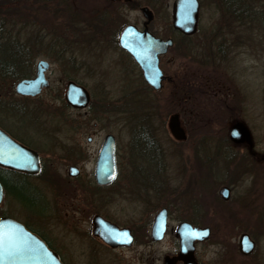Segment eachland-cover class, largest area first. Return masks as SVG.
I'll return each instance as SVG.
<instances>
[{"label":"flooded vegetation","instance_id":"flooded-vegetation-1","mask_svg":"<svg viewBox=\"0 0 264 264\" xmlns=\"http://www.w3.org/2000/svg\"><path fill=\"white\" fill-rule=\"evenodd\" d=\"M111 1H116L115 3L118 2L119 4L121 2H131V0ZM199 3L198 27L196 32L191 36H186L174 30L173 27L174 33L168 31L169 33L165 34V36L154 33L150 29V24L155 19L156 13L149 5L142 6L148 7L154 15L153 20L147 26L148 31L155 37L161 39L172 38L174 41L173 45L165 53L158 55L159 67L165 77L160 89H155L149 85L143 75V64L146 61L148 50L145 40L139 41L128 33L123 35L124 29L128 25L134 24L120 26L118 29L116 28L117 30H110L107 26L98 25L94 29L81 30L80 32L82 33L78 32L75 34L71 31L69 32L66 48L64 47L70 51V56L68 57L71 59L73 65L78 58L75 54L77 50H82L86 54L84 50L98 46L105 49L107 46H114L123 55L124 60L126 58L133 63L138 71L137 74L141 84L140 86L136 84L132 87L133 84L131 82H129V85H125L124 83L121 87L122 98L118 102L114 98L105 99L103 93H95L93 86L74 75H70L66 86L69 82H74L82 86L89 95V102L86 107L77 108L72 106L65 98L66 86L64 90L51 87L48 72L53 62L48 59L39 60L35 73L33 72L31 75L17 81L34 79L37 75L39 63L43 60L47 61L49 64L45 72L47 85L41 89L40 93L34 96L17 94L15 90L17 82L15 83L12 90L14 92L12 96L15 97V100H12L9 104L8 95H6L7 101L1 100L0 110L3 114L8 117V111L11 109L19 110V113L29 109L33 112L45 110L49 115L46 120H40V116L38 115L36 116L37 121H26L25 117L24 121L19 118L21 116L19 114L18 120H13L10 128L5 125V121L8 122L7 119L4 120L5 118L2 117L4 122L0 120V129L22 146L35 152L39 157V171L35 174H28L0 164V183L3 188L2 203L9 197L7 195L9 191L17 189L20 193L22 191L27 194L29 193L30 204L31 206H35V208L25 206V196L18 204L24 209L31 211L34 215L42 216L51 207L52 210L58 209L56 212L58 216L55 218L59 220L64 217L65 221L62 223V226L66 225V233L68 235L76 238L82 237L87 240L88 246L84 249V255L99 257L96 263L101 261V255L103 258L105 253L120 252L133 248L135 245L142 244L143 242L145 244L162 242L169 231V222L175 214L174 210L179 212L176 215L178 224L176 228H171L170 231L174 232L176 248L172 254L164 255L163 264H165L167 256L175 257L180 252V239L176 235V230L181 223L187 222L193 226L210 227L211 234L209 239L211 238L213 235L212 225L218 222L217 201L220 199L221 202H230L233 199V193L237 186L235 181L239 182L242 174L240 171H234L237 169L233 165L234 163H229V159L225 164L224 161L226 160L218 162L216 149L214 152H211L210 144H217L219 140L226 143L230 149V152H227L228 154L226 155L233 162H236L238 166H244L247 162V164H250V160L264 162V159H262L264 150L258 151L256 149L257 142L249 126L242 119L236 120L230 125L227 137L218 138L208 137L206 134L202 137L200 135L203 127L201 126L202 123L191 124L188 121H184L183 126L181 117L188 110H195L199 113L200 111H204L202 108H206V104H204L206 98L203 96L206 95L210 99V111L231 114L257 107H261V110L264 111V92L256 98H251L248 91L242 90L241 85H239L240 88L238 87L234 81V74L232 75V73L226 70L225 73L219 72L221 67L217 68V66L214 70L216 76L209 80L211 89L206 91L207 89L202 88L206 85L205 82L203 83L202 78V72L205 70L203 66L207 63L222 65L224 62L228 65V56L216 55L213 48L219 45L220 42L216 41L217 44H215V39L212 37V43L210 41L205 42L207 40L205 35L203 36L204 39L199 40L198 45L193 47V53L186 51V49L190 48L185 42H176L177 37L181 35L191 38L198 34L201 0H199ZM103 22H105L104 19ZM144 23L145 20L141 27L134 26L140 32H143L146 28ZM217 29L215 31H220L217 33V37L219 39L225 38L224 31L221 28L220 30ZM221 33L223 36H220ZM226 33H229L232 37L231 47L234 46L235 41L241 43L243 46L245 36L242 32L227 29ZM54 48H58V45ZM209 49H211L210 52ZM171 52H176L179 58L182 57L184 65L185 60L188 64L192 63L193 68L182 67L180 73L179 71L168 72L163 67V61ZM99 75H104V73L100 72ZM179 77H181L180 80ZM143 88L146 91H143ZM47 92L49 94H46ZM141 92L149 95L151 93H163L165 97L164 104L158 105L153 102H150V104L148 102L138 104L137 100L139 94H142ZM124 96L125 99H123ZM57 101H60L69 110L70 113L67 121L56 119L55 115L57 112L55 113V110L58 106L56 104ZM107 111L129 112L131 114L133 136L129 142L128 154L126 152L122 154L118 144V137L112 132H107L105 128ZM161 111L167 112L165 117L159 115ZM72 112H84L86 117L85 119L72 117ZM140 113L151 114L152 121H140L138 119ZM154 113H159L155 115V118L160 117L161 119L154 122V115H152ZM173 115H178L179 117L180 127L184 134L182 138L175 137L170 130L169 122ZM237 122H241L247 126L251 142L245 139L240 143H236L231 139V128ZM204 126L211 128L208 124ZM160 129L167 130L171 138L179 144L171 153L168 150L166 151L165 146L161 142L167 137L163 136V134L160 136ZM109 134H112L115 139L114 156L117 174L111 183L100 184L96 178L97 161L104 140ZM85 136L88 145L97 141L101 143L97 154H90L84 141ZM202 144L208 145V148L204 152L200 151ZM59 166H64L67 174H62L63 171L59 170ZM71 168H75V175L71 174ZM260 184L264 186V181L260 180L259 182L258 179L256 188ZM63 186L66 187V192L64 193L62 192ZM224 188L229 191L228 198H225L221 194V190ZM45 189H49L55 200L51 207ZM62 196L64 198L61 202ZM263 197L261 190L258 189L254 198H243L241 204L243 202L244 207L241 213V204L235 206L237 202L236 204L233 202L234 207L231 209L233 212H231V216L229 217L231 222L234 223V219L241 220L240 217H242V220H253V223L255 221L258 223L260 217L255 215L259 210V205L264 204V201L261 200ZM122 200H130L137 204L136 216L131 215L128 217V222L122 221L124 219L121 218L123 215L119 217L118 213L123 208L119 209L118 215L111 212V208L118 202L121 203ZM253 200L256 201L255 205H252ZM28 206L30 205L28 204ZM161 211H165L166 213V231L163 239L155 241L152 236V228L155 218ZM138 212H140L139 215ZM85 213H87L86 217L84 216ZM96 217H101L120 229H129L133 237L132 244L112 247L99 236L95 235L94 219ZM18 221L23 223L28 230L39 236L56 253L63 264H67L61 249L53 243L52 232L46 230L43 226L37 227L27 220ZM139 222L142 226L138 225ZM83 225L85 226L83 227ZM143 226V233L139 234V227L143 228ZM61 230L64 231V228ZM243 234H247L255 244L253 252L248 255L243 254L240 250V237ZM253 235V231L248 229L242 231L239 236L238 249L244 257L251 256L257 249L258 242ZM207 240L195 243V259L197 264H200L197 258V246L205 243ZM177 264H183V262L178 261Z\"/></svg>","mask_w":264,"mask_h":264},{"label":"rangeland","instance_id":"rangeland-1","mask_svg":"<svg viewBox=\"0 0 264 264\" xmlns=\"http://www.w3.org/2000/svg\"><path fill=\"white\" fill-rule=\"evenodd\" d=\"M24 1L25 0H0V46L4 42L10 41L15 42L14 44L17 45L22 44L25 49L27 48L25 52L29 53V55L26 56V59L28 60V67L31 68L32 73L36 72V65L39 60H51L53 63H51V69L48 75L51 87L53 88L64 90L68 77L74 75L78 79L93 86L95 88V93L99 94V92H101L104 94L105 99L114 98V100L118 102V100L122 98L121 87L124 83L125 85H129V82H131L133 84L132 87L136 84L140 86L141 82L138 78L136 67L128 59L125 58L124 60L123 55L114 46H109L110 48L107 46L106 49L100 46L92 47L91 49L84 50L86 54L82 50H77V52H75L78 57L76 59L77 63L75 62L73 65L71 59L68 57L70 56V51L65 49L69 37L65 25L71 15H64L63 19H61L62 24L57 26L56 11L60 10L65 14L66 10H71V7H74L76 10H82L84 13L91 16L98 10L99 14L97 15H105L107 17L109 14L110 17L113 18L111 27H109L110 30H113L127 24H134L141 27L145 18L140 8L144 5H149L156 13L155 19L150 24V29L156 34L165 36V34L171 32L170 29L172 30L173 4L175 0H131V2H121L120 4L111 0H32L34 3L37 1L35 4L37 7L36 10L30 12L29 15L23 13V9H25L26 5ZM27 4L31 6L33 3L28 2ZM216 28L219 30L221 28L224 31L225 38L219 39L217 37V33L220 31H215ZM227 29L239 30L244 34L245 41L243 46L241 43L235 41L236 43L231 47L232 37L229 33H226ZM204 35L207 37L205 42L210 41L212 43V38L215 39V44L220 42L219 45L213 48L214 52L216 55L228 56V65L225 62L222 65H215V63L213 65H211V63L205 64L203 66L205 70L202 72V78L203 83L205 82L206 85L202 88L207 89L206 91L211 89L209 80L216 76L214 70L217 66V68L221 67L219 72L225 73L227 71L232 73V75L234 74V81L237 83L238 87L241 85L243 88L242 90L248 91L251 98H256L263 94L264 0H242V2L241 0H201L199 32L189 39L180 38V42H185L190 48L186 49V51L193 53V47L198 45V41L201 40ZM220 36H223V34L221 33ZM55 42L57 43L55 44ZM56 45H58V48L55 49L54 47H56ZM210 51L211 49H209V52ZM163 67L170 73L175 71H179L180 73L182 67L192 69L193 64H188L185 60L184 65L183 58H179L176 52H171L164 59ZM100 72L104 73V75H99ZM224 73L223 75L225 76ZM180 78L181 77H179V79ZM13 79L14 76L10 75V77H5L0 82V104L1 100H8L6 99V95L9 96V104L12 100H15V97L12 96V93H14L12 90L14 89L15 83L20 78L16 81H13ZM142 90L146 91L145 88ZM141 93L142 94H139L137 100L139 104H144L145 102L149 104L153 102L158 105L164 104L165 97L163 93H151L150 95L143 92ZM46 94L49 93L47 92ZM203 97L206 98V100H204L206 108H202L204 111H200L199 113L195 110H188L186 114H184L185 117L183 115V118L181 117L183 126L184 121H188L191 124L202 123L203 125L201 124V126L203 127L200 132L202 137L206 134L208 137L224 138L228 136L230 125L236 120L242 119L249 126L257 142L256 149L258 151L264 150V111L261 110V107L250 108L242 112H233L231 114L214 112L210 111L209 96L206 95ZM123 99H125V96ZM56 104H58L55 110V113L57 112L55 115L56 119L67 121L70 113L69 110L64 107L60 101H57ZM19 114H21V116H19ZM128 114L130 113L107 111V117H105V128L107 132H112L118 137V144L122 154L129 152V142L133 136V131L131 129L132 118ZM158 114L159 113L152 114L154 115V122L161 119L160 117L157 119L155 118V115ZM166 114V111H161L159 115L165 117ZM38 115L40 116V120H46L49 114L45 110L33 112L26 109L22 113H19V110L11 109L8 111L7 117L0 110V120H3L2 117L5 118L4 120L7 119L8 122L5 121V125H7L8 128L12 126L13 120H18V116L21 120H24L25 117L26 121H37L36 116ZM150 115L151 114L148 115V113H140L138 119L143 122H150L152 121ZM71 116L76 118L80 117L81 119H85L86 117L84 112H72ZM4 120L2 122H4ZM206 124L211 128L204 126ZM162 134L167 138H164L161 142L165 146L166 151L168 150V152L171 153L179 144L171 138L167 130L164 131L160 129V136H162ZM84 141L86 143V136ZM218 143H215L216 147L215 144H210L209 146L211 152H214L216 149L217 161L221 162V160H226L224 161L225 164L229 159V163H234L233 165L237 169L234 171H240L244 176L240 174L243 179L241 178L239 182L235 181L237 186L233 193V199L230 202H221L220 199H218V222L212 225L213 235L211 238L205 243L197 246V258L200 264H264V204L259 205V210L255 215L260 217L258 223H256V221L253 223V220H242L240 216L242 221L234 219L233 223L229 219L231 212H233L231 210L232 207H234L233 202L235 204L237 202L235 206H239L243 198H254L258 189L261 190L264 196V186L260 184L256 188L258 179L259 182L260 180L264 181V162H254L250 160V164H247V162L244 166H238L236 162H233L230 157L228 158L226 155L228 154L227 152H230L228 145L220 140ZM100 144L99 141L89 145L86 143L91 155L93 153L97 154ZM207 148L208 145L202 144L200 151L204 152ZM231 152L234 153L232 150ZM58 168L63 171L62 174H67L64 166H59ZM49 189H45V192L51 207L55 200ZM62 192H66L65 186L62 188ZM63 198L62 196L61 202ZM261 200L264 201V197L261 198ZM255 204L256 201L253 200L252 205ZM243 207L244 203L242 202L240 205V213L243 212ZM51 208L42 216L34 215L31 211L20 206L17 201L8 197L7 200L0 205V217L2 215H9L18 220H27L37 227L43 226L46 230L52 232L53 243L61 249L67 264H163L164 255L169 253L172 254L175 251L176 238L174 232H171L170 229L176 228L178 224L176 215H178L179 212L176 210H174L175 214L169 222V231L162 242L153 244H145L143 242L142 244L135 245L133 248L120 252L105 253L103 258L101 255V261L96 263L99 257L84 255V249L88 246L87 240L82 237L76 238L68 235V233H66V225L62 226V223L65 221L64 217L57 220L55 217L58 216L56 214L58 209L52 210ZM136 208V203L130 200H122L121 203L118 202L111 208V212L117 214L120 209V213H118L119 217L123 215L121 217L124 218L122 221L128 222V217L131 215L136 216ZM139 214L140 212H138V215ZM86 215L87 213H85L84 216L86 217ZM138 225L142 226L140 222ZM84 226L85 225H83V227ZM62 228H64V231L61 230ZM143 229L144 226L143 228L139 227V234L143 233ZM248 229L253 231V236L257 239L258 245L251 256L244 257L239 252L238 241L242 231Z\"/></svg>","mask_w":264,"mask_h":264},{"label":"water","instance_id":"water-1","mask_svg":"<svg viewBox=\"0 0 264 264\" xmlns=\"http://www.w3.org/2000/svg\"><path fill=\"white\" fill-rule=\"evenodd\" d=\"M141 12L145 18V30L140 32L134 25H128L123 32L142 41L147 45V58L143 64V75L149 85L160 89L165 79L159 67L158 55L165 53L174 43L172 38L161 39L152 35L148 24L153 20V12L148 7H142ZM199 0H175L173 4L172 25L173 28L186 35H193L198 27L199 21ZM48 62L43 60L38 65L37 75L31 80L17 82L15 90L20 95H37L41 89L46 87L47 80L45 72L48 69ZM65 98L69 104L77 108H84L89 102L87 91L74 82L66 86ZM169 127L177 138L184 137L180 127L178 115L170 118ZM231 139L240 143L245 139L251 142L247 126L241 122L233 124L230 132ZM115 139L112 134L106 136L100 150L96 178L100 184L111 183L117 174L115 165ZM264 159V156H262ZM0 164L14 170L35 174L39 171L38 155L22 146L12 139L6 132L0 129ZM71 174L75 175V168H71ZM228 189L221 190V194L228 198ZM227 193V194H225ZM3 201V188L0 183V205ZM94 233L112 247L118 245H131L133 237L129 229H120L116 225L103 220L101 217L94 219ZM166 231V213L161 211L155 218L152 228V236L155 241L163 239ZM210 227L193 226L190 223H181L176 230L180 239V252L175 257L167 256L165 264H197L195 259V243L209 239ZM0 235H2V246H0V264H63L56 253L36 234L28 230L24 224L11 218L0 217ZM255 248L254 242L247 234L240 237V250L248 255Z\"/></svg>","mask_w":264,"mask_h":264},{"label":"trees","instance_id":"trees-1","mask_svg":"<svg viewBox=\"0 0 264 264\" xmlns=\"http://www.w3.org/2000/svg\"><path fill=\"white\" fill-rule=\"evenodd\" d=\"M24 2H26L25 9H23L24 11L22 10L24 14L29 15L30 12H33L34 10H36L37 6H35V4L37 3V1L36 3H34L32 0H25ZM28 2H32L33 4H31V6H28L27 4ZM69 14L71 16L70 18H68L66 25H65L67 27L66 28L67 34H69V32L71 31H73L76 34L80 32L81 30L86 31L88 29H94V27L98 25H101V26L104 25L107 27H111V24L113 21V18H111L109 14L107 15V17L105 15L103 16L97 15L99 14L98 10L93 15L90 16L84 13L82 10H76L74 7H71V10H66L65 14L62 13L60 10L56 11L55 16H56L57 26L62 24L61 19H63L64 15H69ZM103 19L105 22H103ZM170 31L171 33L172 32L174 33L173 29L172 30L170 29ZM180 38L189 39L190 37L181 35L180 37H177L176 39L177 43L180 41ZM14 43L15 42L7 41L1 44L0 46V80H3V78L5 77H10V75H13L14 76L13 81H16L18 78L21 79V78L27 77L32 74V70L30 67H28L29 66L28 60L26 59V56L29 55V53L25 52L27 48L25 49L22 44L17 45ZM126 113H129V112H126ZM128 115H130L131 117V114H128ZM22 193H20L17 189H14V190L9 191L7 195L15 199V201L17 202H21V200L25 196V199H24L25 206L28 208L29 207L35 208V206H31L30 204L31 202L29 199L30 196L28 195L29 193L27 194L24 191H22ZM28 204L30 206H28Z\"/></svg>","mask_w":264,"mask_h":264},{"label":"snow or ice","instance_id":"snow-or-ice-1","mask_svg":"<svg viewBox=\"0 0 264 264\" xmlns=\"http://www.w3.org/2000/svg\"><path fill=\"white\" fill-rule=\"evenodd\" d=\"M0 246H2V235H0Z\"/></svg>","mask_w":264,"mask_h":264}]
</instances>
